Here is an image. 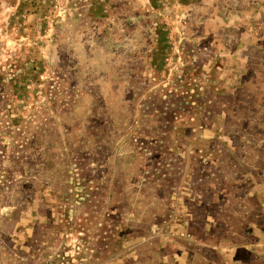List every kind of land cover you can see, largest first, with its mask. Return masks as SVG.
Wrapping results in <instances>:
<instances>
[{"label":"rangeland","instance_id":"1","mask_svg":"<svg viewBox=\"0 0 264 264\" xmlns=\"http://www.w3.org/2000/svg\"><path fill=\"white\" fill-rule=\"evenodd\" d=\"M0 264H264V0H0Z\"/></svg>","mask_w":264,"mask_h":264}]
</instances>
